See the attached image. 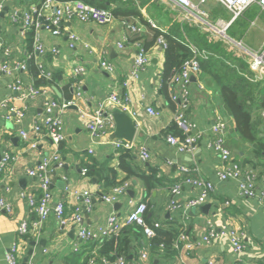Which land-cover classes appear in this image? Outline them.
<instances>
[{
    "label": "crops",
    "instance_id": "obj_1",
    "mask_svg": "<svg viewBox=\"0 0 264 264\" xmlns=\"http://www.w3.org/2000/svg\"><path fill=\"white\" fill-rule=\"evenodd\" d=\"M43 1L6 2L5 13L0 18V43L10 49L9 54L0 51V161L6 151L13 157L0 174V196L13 206L12 213L0 209V264H7L6 252L14 242L20 247L21 264L25 263L27 257V264H84L92 241L82 240L78 227L83 224L92 230H99L105 226L111 213L116 212L124 217L138 202H146L149 224L159 222V228H182L185 234V240L180 239L183 233L179 235V242L175 243L179 253L170 263L158 262L153 258L146 236L141 241L137 240L134 258L141 250L147 249L149 258L145 264H209L212 259L215 260L214 264H264V204L243 195L235 180L219 179L220 154L208 147V142L217 135L207 129L219 120L226 121V146L240 163L254 168L259 178L264 177V156L256 153L259 146L254 147L253 142L239 134L233 116L226 120L228 114L219 82L203 67L200 74L192 78L185 113L207 133L199 138L195 153L178 152L167 142L166 133L174 127L178 104L172 101L174 107L162 90L166 55L165 48L156 42L158 32L179 41L186 38L209 52L207 58L201 59L212 65L221 64L216 63L215 56L220 55L217 45L223 43L230 55H237L247 65L232 64L235 70L244 76L253 74L247 60L242 58V49L237 45L241 42L246 45L241 40H245L249 30L240 35L232 27L253 7L257 21L261 20L264 10L254 4L243 16L232 21L231 12L218 0L201 1V12L187 10L175 0H87L96 6L104 3L112 14L111 20L106 24L66 20L61 24L59 34L41 26L34 35L38 34L45 52L38 54L35 42L32 41L30 47L28 33L23 34L20 24L13 23L10 16L17 6L20 8L19 17L23 19L26 11L39 7ZM64 1L67 0H55L54 6H61ZM51 14L52 7L44 10L45 16ZM219 20L230 23L226 33L231 28L232 32L227 37H223L215 28L219 27ZM253 21L251 19V25ZM261 29L264 32V23ZM69 32H74L78 37L73 46L70 45ZM119 43H123V46ZM139 45L146 48L149 63L125 86ZM30 61H34L37 68L43 64L51 77L60 71L62 80L56 87L58 92L53 87L51 93L59 103L75 101L62 114L64 139L55 143L41 138L35 148L29 147L32 139L23 138L21 131L26 130L31 137H36L32 125L43 114L44 96L37 94L31 99L23 98L22 90L12 88L16 83H21L26 92L30 86L39 88L34 84ZM103 61L111 64L110 71L103 68ZM19 62H24L27 67L17 68ZM4 66L8 69L3 70ZM226 69H218L216 74L230 79ZM261 80L264 82V79ZM261 80L250 79L255 82ZM68 84L71 85L67 90ZM44 88L40 87V92ZM168 91L171 97L179 88L168 84ZM78 92H81L80 97H77ZM114 92L121 94L120 103L110 98ZM70 94L71 98L65 99ZM148 106L159 114L150 113ZM83 108L89 111L102 108L108 115L123 112L131 118L136 133L130 141L134 150L129 153V161L121 160L122 150H117L114 145L117 139L115 129L99 138L93 137L87 126L88 119L80 115ZM18 110L25 114L21 122L17 120ZM141 146L150 149L151 156L147 161L138 157ZM55 154H59L62 164L53 160L49 166L52 203L54 205L63 200L68 215L80 207L82 223L63 227L54 211H51L41 228L20 237L17 231L21 222L32 221L36 217L30 210L27 196H41L40 180L30 175L28 169L36 168L45 157L52 158ZM85 167L88 172L84 175L82 170ZM153 170L159 179L149 189L141 174L149 175ZM107 179L114 184L108 186ZM201 180L211 181L213 189L200 206L188 207L187 202L203 189V185L199 184ZM124 182L129 183L127 193L120 195L113 204L103 200V195L109 194L114 185ZM175 185L180 186L179 193L172 192ZM85 191L91 193L89 205L84 202ZM208 222L217 231L232 228L240 233L243 243L241 253L234 251L229 236L224 233L211 238L210 242L204 241Z\"/></svg>",
    "mask_w": 264,
    "mask_h": 264
},
{
    "label": "built area",
    "instance_id": "obj_2",
    "mask_svg": "<svg viewBox=\"0 0 264 264\" xmlns=\"http://www.w3.org/2000/svg\"><path fill=\"white\" fill-rule=\"evenodd\" d=\"M55 0H44L42 5L35 7L33 10L26 11L23 19L19 17L20 8L15 6L11 13V20L13 23L20 24V31L27 35L30 30L34 32L38 30L41 26L51 30L54 34L61 33V24L66 20L79 19L84 22H95L98 24H106L111 20L112 14L109 9L105 7H99L92 5L84 0H67L62 3L61 6H54ZM177 3L185 7L187 10L193 12H201L200 3L203 0H175ZM220 1L232 14V21L238 17L243 16L246 11L254 4H258L264 10V0H218ZM6 2L9 4L13 3L14 0H0V18L5 12ZM52 7V14L50 16L44 15V10ZM153 27L156 25L151 22ZM229 22L219 20V27H215L223 37H227L226 30L229 26ZM70 45H74V41L78 38L74 32H69ZM188 42V46L191 50V57L186 59L179 70L173 75L171 79V84L178 86L179 91L173 95V99L178 102V112L175 115V121L179 128L185 133V138L181 139L178 136L169 134L166 139L169 144L176 148L178 152H189L195 153L197 150V145H199V138L203 133H207L206 130L200 129L196 122L191 120L185 113L186 106L190 97V85L192 78L198 76L201 71L200 58H207L209 52L204 49L198 48L194 43H190L188 40L183 39V41ZM35 42V51L38 54L45 52V46L42 42L39 41L38 34L34 35ZM157 43L166 48L165 37L161 34L158 37ZM120 46H123V43H119ZM239 48L242 49V58L247 60L249 69L253 73L247 74L246 76L251 80H261L264 79V47L262 53L251 49L249 46L244 45L242 42L237 44ZM0 51L5 54H9V47H5L0 43ZM149 63V58L147 50L144 46L139 45V49L134 58L133 68L130 71L128 78L125 80L124 85L127 86L130 80L136 78L139 73L145 68ZM102 66L105 70L110 71L112 66L108 61H103ZM24 62H19L17 68H26ZM39 72L42 76L48 78L51 77V74L46 71L43 64L38 65ZM3 70H7L8 67L4 66ZM254 77V79L252 78ZM14 90L23 91V98L31 99L37 94H42L43 98V114L38 119L33 122L32 132L36 137H31L26 130L21 131V135L25 139L30 138L29 147H37L41 138L45 140H51L52 142L58 143L64 139L63 134V112L64 110L75 103L74 100L63 101L59 103L57 99L52 95L51 89L45 87L43 92H40L39 88L34 86L29 87V91L26 92L21 83H16L12 86ZM81 96V92H78L77 97ZM126 97V96H125ZM110 98L113 102H121V94L114 92L111 94ZM147 110L155 115H158L159 112L156 111L151 106H148ZM264 116V109H263ZM24 111L18 110L17 120L19 122L23 121ZM80 115L88 119L87 126L90 129L91 134L95 138H99L103 134L113 131L116 128V123L113 115L105 114L104 110L97 109L95 111H89L87 108L80 110ZM227 122L224 120H219L214 123L208 131L215 133L216 138L208 142V147H211L219 152L220 154V168H219V179L220 180H235L238 184L240 192L249 197L258 200L260 203L264 204V177H258V173L254 168L246 166L245 164L240 163L231 150L225 144L224 135L226 133ZM114 145L117 150H128L132 152L134 146L130 141L117 138L114 141ZM93 152V150H91ZM151 156L150 149L146 146H141L138 157L142 161H147ZM11 154L6 151L3 155V158L0 161V174L3 172L4 168L12 160ZM58 161L59 164H62V160L59 154H55L52 158L45 157L41 160L36 168L28 169V173L33 176H37L40 180L39 187L41 188V196L37 198L33 194L27 196V201L30 205V210L35 214V219L32 221L23 220L18 228L17 234L20 237H26L29 234H33L37 229L41 228L44 222L48 219L51 211H54L55 216L61 223L63 227L71 225L72 223H82V212L81 208L77 207L75 212L72 214H67L65 211V205L63 200L57 201L53 205L52 201V192H51V176L49 172V166L52 161ZM254 167V166H253ZM83 174L85 175L88 172V168H83ZM199 184L203 185L201 193L191 198L187 202L188 207L200 206L209 192L213 189L211 181L201 180ZM260 184V186H258ZM129 188V183L124 182L118 185L113 186L109 194L103 195V200L113 204L117 201L120 195L127 193ZM180 186L175 185L172 188L173 193H179ZM84 202L86 205L91 203V193L89 191L83 192ZM174 205L175 202L172 201ZM0 209H4L9 213H12L13 206L3 196H0ZM147 204L146 202H138L136 205L133 204V207L126 213L124 217L118 216L116 212L111 213L107 217V221L104 227L99 230H92L85 225L81 224L78 227V235L82 240H95L100 241L105 238H109L112 234H116L119 230L129 224L137 223L144 227V231L148 237H152L155 234L157 228L161 225L159 222L153 224H148L146 220ZM224 233L227 234L231 240L234 251L237 254H240L243 250V243L241 239V234L236 230L229 228L221 231H217L215 226L211 222H208V232L204 236V241L210 242V239L216 237L218 234ZM185 240V234H181V238ZM211 239V240H212ZM20 247L17 242H14L9 250L6 252L7 264H21L19 261ZM149 258V252L147 249H143L137 256V259L132 261L130 264H145ZM105 262V261H104ZM94 263V259H90V264ZM215 260L212 259L209 261V264H214ZM116 264H129L127 263L124 256L118 257Z\"/></svg>",
    "mask_w": 264,
    "mask_h": 264
},
{
    "label": "trees",
    "instance_id": "obj_3",
    "mask_svg": "<svg viewBox=\"0 0 264 264\" xmlns=\"http://www.w3.org/2000/svg\"><path fill=\"white\" fill-rule=\"evenodd\" d=\"M99 5L107 8V6L102 2H100L98 6ZM161 34L166 40V60L162 73V90L166 95H168L171 104L175 107L173 102L176 104H178V102L173 99V95L175 93H172L171 97L169 96L168 84L169 86L173 85L171 84L173 75L179 70L183 62L191 57L192 53L187 41L184 40L182 42L175 40L162 32H158L156 42ZM28 40L31 47L32 41L34 42L33 30L28 32ZM217 46V53L220 55L215 56V60L216 63L221 64L212 65L209 64L208 61L200 58L201 67H203V70L213 74V76L218 80L223 100L228 104L232 111V116L239 134L248 141L257 143L259 148L256 150V153L260 156H264V136L262 135L264 133V120L262 119V112L264 109V82L263 80L256 82L250 81V79L242 73L237 72L235 70L236 68L232 66V64H242L244 67L247 65L237 55V57L234 56L233 53V55H230L229 53L231 52L224 48L223 43H219ZM30 62H32L30 67L31 73L35 78L34 84L37 87H49L53 91V87H58L60 85L59 83L62 80L60 71L53 73V76L50 78L41 76L37 66L33 64L34 61ZM222 66L228 69L223 68ZM218 69H226L230 75V79H223L219 77L216 74V70ZM70 85L71 84H68L66 86L67 90ZM71 96L72 95L70 94L66 96L65 99L68 100ZM256 110H258L259 113L255 114ZM170 133L181 139L186 136L183 130L179 128L176 121L174 122V127L170 128L166 135H169ZM129 153L130 152L128 150H122L121 160L129 161V158L131 157V154ZM261 153L263 155H261ZM127 169L130 170V167H127ZM141 178L149 189H151L155 185V182H157V179H159L155 170H153V172L149 175L141 174ZM106 183L108 186L114 184V182L110 179H107ZM146 219L149 224L150 219L147 217ZM183 231L184 230L182 228L165 229L161 227L156 229L155 234L152 237H148L143 226L137 223H132L122 227L118 233L112 234L109 238H105L100 241L91 240L92 248H90L87 256L84 258V264H90V259H94V263L91 264H116V261L120 256H124L127 263L130 264L132 261L137 259L134 258L136 257V252H134L131 259L129 258V256H131V250H136L134 245L135 242L137 240L141 241L143 238L145 239V236L148 238V244L151 246L153 258L158 262L170 263L179 253V249L175 247V243L179 242V235L184 233Z\"/></svg>",
    "mask_w": 264,
    "mask_h": 264
},
{
    "label": "rangeland",
    "instance_id": "obj_4",
    "mask_svg": "<svg viewBox=\"0 0 264 264\" xmlns=\"http://www.w3.org/2000/svg\"><path fill=\"white\" fill-rule=\"evenodd\" d=\"M253 9L254 7L247 13L245 17L241 18L237 23H235L232 28L238 31L240 35H244L245 31L249 30L247 32L245 40L241 41H243L251 49L262 53L264 51H262L264 47V32L261 29V25L262 23H264V14L260 17L261 20L257 21L255 20L257 16L255 15ZM251 19L254 20L252 22V25L250 24ZM232 28L227 32V34H230L232 32ZM257 113H259L258 110L255 111V114ZM262 119L264 120L263 116ZM261 155L263 154L261 153Z\"/></svg>",
    "mask_w": 264,
    "mask_h": 264
},
{
    "label": "water",
    "instance_id": "obj_5",
    "mask_svg": "<svg viewBox=\"0 0 264 264\" xmlns=\"http://www.w3.org/2000/svg\"><path fill=\"white\" fill-rule=\"evenodd\" d=\"M4 13L2 15H4ZM193 79H195V77H193ZM54 89L58 92L56 87H54ZM224 108L227 111L228 117H226V120H228V118L232 116V111L227 103L224 104ZM113 117L116 123L115 136L120 139L123 138L125 140L132 141L136 133V126L132 122L131 118L123 112H115ZM253 145L254 147L258 148L257 144L254 143ZM133 254L134 250H131V256H129L130 259L133 257ZM28 262L29 257L25 258L24 264H27Z\"/></svg>",
    "mask_w": 264,
    "mask_h": 264
}]
</instances>
